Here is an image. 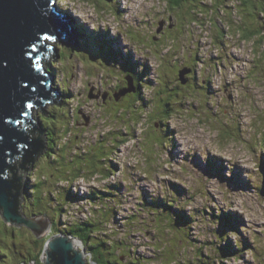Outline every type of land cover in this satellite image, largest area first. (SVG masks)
I'll return each mask as SVG.
<instances>
[{
    "label": "clouds",
    "instance_id": "obj_1",
    "mask_svg": "<svg viewBox=\"0 0 264 264\" xmlns=\"http://www.w3.org/2000/svg\"><path fill=\"white\" fill-rule=\"evenodd\" d=\"M53 5L91 31L118 38L125 53L131 51L140 62L138 71L143 72L145 63L151 71L138 79L119 64L92 60L88 52L59 40L66 51L63 60L59 53L41 54L52 65L47 75L55 72L50 87L65 95L53 91L42 106L24 101L28 111L22 115L31 123L15 120L18 131L39 136L44 147L37 154L38 162L36 155L27 163L21 153L9 158L10 150L5 149L10 167L0 172V179L34 186L29 190L31 198L22 190L16 195V212L43 227L37 231L9 219L6 205L0 204V221L24 233L15 248L4 245L12 257L0 254V264H56L49 254L55 252L52 242L61 237L69 242V255L77 264H264V42L250 51L247 41L239 39L241 27L258 34L254 39L264 37V0H251L247 6L242 0H195L187 6L190 11L183 21L167 0H108L100 13L88 11L94 5H83L81 0H52L48 8ZM117 7L122 11L118 13ZM246 8L253 10L250 16ZM217 24L228 31L221 34ZM129 32L150 46L129 40ZM57 38L47 33L41 37L52 41L55 49ZM32 50H37L35 45ZM76 53L96 63L83 65ZM3 66H8L7 60ZM161 66H166L163 73ZM33 68H41L39 57ZM185 69L189 71L182 82ZM129 77L134 90L117 98L129 89ZM42 115L50 117L42 123L43 135H30ZM11 121L12 117L4 119L5 124ZM201 121L204 127L226 130L230 138L204 134ZM149 130L156 139L146 152ZM169 130L171 134L165 135ZM3 139L0 136V142ZM173 141L181 153L175 160L169 154ZM196 155L202 160L209 155L222 159L228 177L239 167L250 189H232L226 181L204 174L191 163ZM42 167L47 172L40 174ZM184 168L199 179L187 180ZM172 184L181 186L185 194L178 195ZM69 190L85 198L69 200ZM143 190L152 200L185 210L191 222L175 226V217L163 208L146 206ZM241 200L246 209H241ZM152 209L170 215L172 227L161 230ZM213 209L216 217L221 210L240 214L244 223L239 231L220 236ZM28 239L35 243L25 249L21 244ZM228 239L236 252L225 257L219 249ZM244 240L251 246L245 247Z\"/></svg>",
    "mask_w": 264,
    "mask_h": 264
},
{
    "label": "water",
    "instance_id": "obj_2",
    "mask_svg": "<svg viewBox=\"0 0 264 264\" xmlns=\"http://www.w3.org/2000/svg\"><path fill=\"white\" fill-rule=\"evenodd\" d=\"M51 3L52 0H0V136L4 137L0 142V172L10 167L6 163L5 149L10 150L9 158L21 153L27 163L31 162L44 147L40 137L38 143L26 132L18 131L19 125L15 124V120L22 119L26 123H31V120L22 115V112L28 111L24 108V101L32 100L37 106H42L45 99L52 98L53 91H59L50 87L49 78L54 81L55 74L51 72L50 76L47 75L46 71L50 72L45 67L47 58L41 56L45 52L49 55L58 54V49H55L52 41H42L41 37L45 33L55 35L63 45H67L70 38L66 18L58 8H55L56 6L48 8ZM44 12H48V15L45 16ZM32 45H35L36 51L32 50ZM26 53L31 55L26 56ZM36 57H39L41 64L39 70L33 68ZM5 60L8 62L6 68L3 66ZM182 76L184 77V73ZM20 82H24L27 86L22 87ZM129 84L131 85L130 79ZM29 116H31L30 112ZM5 117H12V121L5 124ZM34 132H36L35 128L33 132L30 131V135L35 134ZM21 144L27 147H18ZM22 187L15 181L0 179V204L6 205L9 219H15L39 231L43 227L42 224L23 220L16 212V195ZM51 247L55 252L49 255L56 264H77L69 255L70 245L65 238H57L52 242Z\"/></svg>",
    "mask_w": 264,
    "mask_h": 264
},
{
    "label": "rangeland",
    "instance_id": "obj_3",
    "mask_svg": "<svg viewBox=\"0 0 264 264\" xmlns=\"http://www.w3.org/2000/svg\"><path fill=\"white\" fill-rule=\"evenodd\" d=\"M190 2L194 3L195 0H167V3L170 5L171 9L176 12L177 19L180 21H183V19L185 17V12L190 11L187 7ZM81 3L83 5H94V7L88 9V11H91L94 13H100L108 5V0H81ZM247 5H250V4H247ZM201 9L206 10L204 8V5H201ZM58 11H60V10L58 9ZM117 11L119 13L120 11H122V9L117 7ZM245 11L248 12V14L250 16L253 10L251 8H246ZM60 13L66 18L67 22L69 23V25H68V29H69L68 30V36L70 39H69V42L67 43V45L64 44L65 46H68L69 48L74 49V50H82V51L88 52L90 54V59H92V60L99 58V59H102L106 64H109V65L119 64L123 70L131 72L133 75L137 76V78L140 77L141 79H143L145 76L149 75L151 69L147 68V63L144 64L143 72L138 71V68L140 66V62L134 58L131 51L125 53L124 46L121 44V42L118 38L112 37L108 32H105V31L93 32L86 25L81 24L79 22V20L76 19L75 17H73L70 13L64 12V11H60ZM248 18H249L248 16L245 17L246 20ZM112 26L116 29H119V27H120V25L115 21H113ZM217 27H220L221 34L228 31V29L223 28L219 24H217ZM239 33H240L239 39H241L242 41H245V40L241 37V34L243 35V37H247L249 34H252L253 36L258 37V34L250 32V31H246V29L244 27L242 28V33L241 32H239ZM87 38H88V40H87ZM127 38L129 40L135 42V43L150 46V45H147L146 41H142L141 38L139 36H137L135 33L129 32L127 34ZM57 42H58V40H57ZM260 42H264V37H259V38L252 40V41L247 40L246 48H248L250 51H256V50H258V46H259ZM155 43H156V39L154 38L152 41V44H155ZM57 48H58V53L60 55V58L63 60L66 56V51L64 49V46L60 45L58 43ZM155 54L158 55V52ZM75 55L80 56V59H81V62L83 65H89V64H95L96 63L95 61H91L90 59H85L80 53H76ZM71 56H72V53L68 52L67 58L70 59ZM51 67H52V65L48 64V66L46 68L51 69ZM165 67L166 66H161V69H160L161 73H163L165 71ZM187 71H189V70H182V73H184V77H185V74ZM189 75L190 74L188 73L187 76H189ZM129 79L131 80V77H129ZM184 81H185V79H184ZM148 82L151 83V81H148ZM130 89H131V91L133 90L131 85L129 87V90ZM211 91H212L211 86H209V92H211ZM124 92H125V90H122L121 93L117 95V98H119V95H122V93H124ZM63 95H65V94L63 93ZM68 95H70V94H68ZM59 107H60V105H57V109ZM44 116H46V115H44ZM46 119H47L46 122L48 123L50 120V117L47 116ZM151 120H152V117H149V123H151ZM200 124L202 126V131L204 132V134H206L208 136H214L215 135V136H221V137H227V138H230V136H231V134L229 132H227L226 130L223 132H219L214 127H212L210 125L207 127H204L203 121H201ZM34 127L37 128V126H35V125H34ZM170 134H171V130H169L167 133H165V135H170ZM155 139H156L155 137L150 135V130H149V134L145 138L146 152L148 150L147 146L150 145ZM34 140L39 143L37 136L34 137ZM169 154L173 160H175L178 156L181 155V153L179 152V145L175 141L172 142V147L170 149ZM225 155H229V153H225ZM243 158H244L243 154L241 153V159H243ZM185 159H188V157L185 156ZM263 161L264 160H262V163H263ZM191 163L194 166H196L199 170H201L204 174H206L210 177H218L221 181H226L228 183L229 187L232 189H246V190L250 189V184L243 177L242 170L239 167H236L233 169L231 177H228L225 175L227 169L225 167L224 161L220 158L209 155L207 160H202L198 155H196V156H193L191 158ZM262 165H261V168H262ZM213 167L216 168V170L220 173L219 174H214V173L208 174L210 172V170H212ZM46 170H47V167H42L40 169V172H43V171L45 172ZM262 171H264L263 168H262ZM182 172L184 173L187 180H189V181L196 182L199 179V177L195 173L190 172L187 168L182 169ZM149 179H150V176H149ZM114 186H116V185H113L112 187H114ZM171 187L177 192L178 195H184L185 194V190L181 186L176 185V184H172ZM20 190H21V188H20ZM116 190L117 191L121 190L120 186H118L116 188ZM22 191L26 195L29 192V191L25 192L24 188ZM143 192H144V198H147V199L149 198V200H151L150 194L147 192V190H143ZM76 194H79V193H76ZM262 194H264V193H262ZM80 198H82V196H80ZM240 207H241V209H246L247 204L243 200H241L240 201ZM212 216L214 219L219 220V227H218L217 231H218V234L222 237L228 231H230L229 228L233 229L232 227H235L237 229V231H239L240 225L244 223L243 218L240 214H237V213L231 212V211L224 212L223 210H221L220 216L216 217L215 209H213L212 210ZM220 217H223L225 220L220 219ZM236 217H238L239 220L237 222H235L236 226H234L233 225L234 221L232 220V218L234 220H236ZM157 220H158V225H159L160 219L158 218V215H157ZM118 222L119 221L117 220V223ZM24 227H27V226L24 225ZM18 230L19 229L15 230V231H17V236H18L14 240L15 243L17 240L23 241V239H24V233L22 231L20 232ZM0 231L2 233H5V231H6L4 221H0ZM29 231H31V230L29 229ZM2 233H0V235L3 237H6V236L10 237V235L12 236L14 234L13 231H8V235H6V234L3 235ZM18 233H21L20 237H19ZM0 240H4V239H0ZM27 241H29V242L22 243L21 245H23L24 248L26 247L29 249L30 248L29 244H31L33 241L31 239H28ZM8 242L12 244V248L16 247L13 245L12 242H10V239ZM244 243H245L246 247L251 246L247 240H244ZM2 244H3V242H2ZM5 244H8L7 241H5L4 245ZM6 248H3V251L0 248V254H3L7 257H9V254H10L9 258H11L12 253L9 252V254H8L9 249L8 248L6 249ZM219 250H220L222 256H225V257L230 256V254L226 253L223 248H220Z\"/></svg>",
    "mask_w": 264,
    "mask_h": 264
},
{
    "label": "trees",
    "instance_id": "obj_4",
    "mask_svg": "<svg viewBox=\"0 0 264 264\" xmlns=\"http://www.w3.org/2000/svg\"><path fill=\"white\" fill-rule=\"evenodd\" d=\"M242 3L244 4V5H247V4H250L251 3V0H242ZM242 28L243 27H241L240 29H239V32H241L242 33ZM247 31V30H246ZM241 37L245 40V41H252V40H254V36L252 35V34H249L247 37H243V35L241 34ZM87 40H88V38H87ZM260 43H262V42H260ZM147 68L149 69V67H148V65H147ZM50 71H51V69H50ZM149 72V71H148ZM53 74L55 73L54 71L52 72ZM190 75H189V78L192 76V73L190 72L189 73ZM185 79V77H183L182 76V72H181V80H182V82H186V79H185V81H184V79ZM138 79H141L140 77H138ZM188 87V85H185V88H187ZM166 99L168 100V102H171V97H166ZM46 117L47 116H44V115H42L41 116V118H40V121H41V123H40V125H36L37 126V128H35L34 126V128L36 129V132H39L40 134L41 133H43L44 131H45V128L43 127V125H42V123H44V124H47V122H46ZM34 128H33V130H31L30 129V131L31 132H33L34 131ZM43 131V132H42ZM34 135V134H33ZM37 137H39V136H37ZM145 150H146V148H145ZM53 155H55V153H53ZM39 155L36 157V161L38 162L39 161ZM263 165H262V168L264 169V161H263V163H262ZM215 167V166H214ZM212 168V170H210V172L208 173V174H211V173H214V174H219L220 172H218L217 170H216V168ZM47 172V170L44 172H40V174H43V173H46ZM32 187H34L33 185H31L30 183H25L24 185H23V187H22V190H23V188H24V191L26 192V191H29L30 190V188H32ZM118 186H114L113 188H117ZM37 194H39V188H37ZM27 196L29 197V198H31V192L29 191L28 192V194H27ZM66 198L67 199H69V200H73V201H76V200H80V199H83V198H85V197H82V198H80V196H79V194H76V193H73V192H71V190H69L68 191V193H67V196H66ZM89 198H92V199H95V196H92V197H89ZM144 200H145V203H146V206H150V207H153V208H156V209H160V208H163L165 211H167L168 213H170L172 216H174L175 217V220H174V224H175V226H177V227H180V226H185V225H187V224H189L190 222H191V219H190V217L188 216V214H187V212L185 211V210H182V209H176V208H174V207H171V206H169V205H167L164 201H162V200H159V199H156V200H149V198L147 199V198H144ZM156 209H152L151 211L153 212V213H155L156 215H158V218L160 219L159 220V227H160V229L161 230H163V229H165V228H169V227H172V224H171V217H170V215H160L159 214V212L156 210ZM220 219H223V220H225L223 217H220ZM232 220L234 221V226H236V223L235 222H237L238 220H239V218L238 217H236V220H234L233 218H232ZM58 222V221H57ZM4 223H6V222H4ZM59 223V222H58ZM233 229H231V228H229V230H236L237 231V229L235 228V227H232ZM8 231H13L14 232V234L11 236L10 235V237L13 239H11L10 237H3V236H1L0 235V239H4V240H0V248L2 249V251H3V248H6V247H4V243H5V241H7V243L8 244H11V243H9L8 241H9V239H10V242H12L13 243V245L14 246H16V243L14 242V240L16 239V237H18L17 236V231H15V230H9L8 228H6V231H5V233H2L1 231H0V233H2L3 235H8ZM19 231V230H18ZM85 231H88V229L87 228H85ZM21 232V231H20ZM18 235H19V237L21 236V233H18ZM2 242H3V244H2ZM27 242H29V241H27ZM35 242L33 241L31 244H29L30 245V247L34 244ZM95 244H96V242L94 241L93 242V245L95 246ZM11 246H12V244H11ZM22 247H23V245H21ZM244 246H245V243H244ZM3 247V248H2ZM246 247V246H245ZM220 248H223L224 250H225V252L226 253H228V254H235V252H236V249H235V247H234V245H233V243H232V241L230 240V239H228L225 243H223L221 246H220ZM7 249V248H6ZM25 249H28V248H26L25 247ZM9 250H8V254H9ZM7 257V256H6ZM9 257H10V254H9Z\"/></svg>",
    "mask_w": 264,
    "mask_h": 264
},
{
    "label": "bare ground",
    "instance_id": "obj_5",
    "mask_svg": "<svg viewBox=\"0 0 264 264\" xmlns=\"http://www.w3.org/2000/svg\"><path fill=\"white\" fill-rule=\"evenodd\" d=\"M55 7V6H54ZM55 8H57V7H55ZM68 23V22H67ZM68 25H69V23H68ZM36 126V125H35ZM51 258L53 259V257L51 256ZM54 260V259H53Z\"/></svg>",
    "mask_w": 264,
    "mask_h": 264
},
{
    "label": "flooded vegetation",
    "instance_id": "obj_6",
    "mask_svg": "<svg viewBox=\"0 0 264 264\" xmlns=\"http://www.w3.org/2000/svg\"><path fill=\"white\" fill-rule=\"evenodd\" d=\"M189 77V76H188Z\"/></svg>",
    "mask_w": 264,
    "mask_h": 264
}]
</instances>
